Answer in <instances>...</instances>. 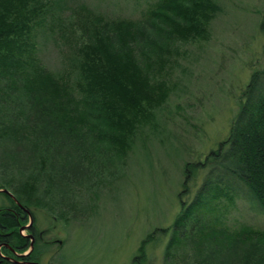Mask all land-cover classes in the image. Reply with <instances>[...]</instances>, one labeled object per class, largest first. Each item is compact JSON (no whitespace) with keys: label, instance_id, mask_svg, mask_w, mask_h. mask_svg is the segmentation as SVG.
<instances>
[{"label":"rangeland","instance_id":"374dc122","mask_svg":"<svg viewBox=\"0 0 264 264\" xmlns=\"http://www.w3.org/2000/svg\"><path fill=\"white\" fill-rule=\"evenodd\" d=\"M217 1L208 38L165 42L172 49L177 45L178 52L167 69L172 91L157 111L156 127L144 126L126 155L93 143L80 158L74 144L55 141L42 153L43 164L27 158V148L22 155L17 152L18 159L0 161L1 176L6 170L15 182H33L28 202L37 207L38 228L51 227L44 237L53 238L40 256L42 264H242L243 243L235 247L224 233L201 230L213 226L209 209L189 218L185 235L173 227L181 199L188 202L203 190L207 175L205 165L195 166L185 181L186 162L203 158L227 135L251 72L264 62V0ZM66 2L83 3L108 17L136 19L146 16L154 0ZM41 46L43 62L57 69L56 45ZM158 54L162 59V51ZM229 187L226 183L224 189L231 192ZM215 204L227 200L209 201V207ZM226 216L230 227H264V211L256 210L246 194L234 196Z\"/></svg>","mask_w":264,"mask_h":264},{"label":"trees","instance_id":"16d2710c","mask_svg":"<svg viewBox=\"0 0 264 264\" xmlns=\"http://www.w3.org/2000/svg\"><path fill=\"white\" fill-rule=\"evenodd\" d=\"M218 9L217 0H154L145 17L134 19L66 0H0V161L18 159L17 152L27 148V158L43 164L42 153L55 141L74 144L80 158L93 143L126 155L144 126L156 127L157 111L172 91L166 77L177 45L165 42L208 38ZM260 27L264 32V13ZM48 41L61 61L54 70L39 53ZM204 165V191L181 199L174 229L185 235L189 218L209 209L213 226L201 230L224 233L235 247L243 243L242 264H264V227H230L226 216L238 194L264 211V62L251 72L227 135L203 158L186 162L185 181ZM3 173L7 179L0 187L30 204L33 182H15L9 171ZM226 183L238 191H226ZM221 199L227 204L209 207L210 200Z\"/></svg>","mask_w":264,"mask_h":264},{"label":"flooded vegetation","instance_id":"af4514ba","mask_svg":"<svg viewBox=\"0 0 264 264\" xmlns=\"http://www.w3.org/2000/svg\"><path fill=\"white\" fill-rule=\"evenodd\" d=\"M1 192L4 200L0 202V264H42L40 256L53 239L44 235L51 227L38 228L36 206L21 202L11 191ZM48 221L53 227L52 219ZM26 243L27 247L21 250Z\"/></svg>","mask_w":264,"mask_h":264},{"label":"water","instance_id":"95a60500","mask_svg":"<svg viewBox=\"0 0 264 264\" xmlns=\"http://www.w3.org/2000/svg\"><path fill=\"white\" fill-rule=\"evenodd\" d=\"M0 189H1V190H5V191H8V190H7L6 188H4V187H3V188H0Z\"/></svg>","mask_w":264,"mask_h":264}]
</instances>
